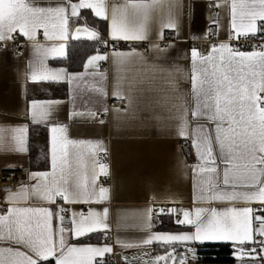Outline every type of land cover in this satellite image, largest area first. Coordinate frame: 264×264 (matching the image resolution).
I'll list each match as a JSON object with an SVG mask.
<instances>
[{"label":"snow or ice","instance_id":"6c2138e0","mask_svg":"<svg viewBox=\"0 0 264 264\" xmlns=\"http://www.w3.org/2000/svg\"><path fill=\"white\" fill-rule=\"evenodd\" d=\"M0 5H7L0 7V46L14 42L17 34L28 42L26 83L38 87L66 84L74 101L85 89L108 98V74L101 64L111 61L117 73L113 99H127L131 106V95L122 91L120 73L133 59L145 60L135 47L118 51L113 44L110 54H101L97 49L87 57L81 72L50 66L49 61L66 58L69 39L80 40L83 36L107 47L100 32L81 17V10L110 21L113 42L135 45L149 41L152 25L157 22L159 39L165 38V30L179 34L178 19L172 12L177 6L171 2L165 5L163 0H124L122 4L106 0H0ZM164 7L168 9L167 17L158 18L157 11ZM209 7L229 11L227 40L212 44L207 52L196 47L189 50L190 69L184 82L190 89L181 91L179 87L176 74L182 75L180 68L169 71V84L176 93L170 100L177 112L179 138L190 141L199 161L191 172L199 177L194 187L200 198H194L198 205L194 211L181 212L173 207L167 211L162 208L158 214L177 216L176 222L190 231L152 232L154 210L149 208L141 225L146 237L140 244L121 246L163 244L168 247L164 255L155 257V264H188L189 257L196 258L192 244L226 242L236 246L233 255L237 261L264 264V0H209ZM81 20L82 25L72 26ZM221 27L217 14L200 38L218 36ZM241 38L249 42L258 38L262 43L242 50L232 44ZM152 50L168 49L152 44ZM128 88L130 93L133 85L129 83ZM61 104L60 99L53 98L28 102L29 122L46 127L50 133L45 153L50 170H28L18 183V191L10 197L7 194L11 189L3 190L6 197L2 203L7 207L0 211V264H41L50 259L54 264H104L105 256L112 254L110 245L82 247L63 240L65 205L103 204L109 200V189L98 183L100 176L108 175V168L96 159L106 148L98 142L70 139L68 128L55 120ZM72 116L98 118L94 110H74ZM98 122L103 124L104 120ZM28 132V125L0 127V147L14 148V152L5 154H28ZM17 168L23 170V165L9 162L4 166L9 171ZM72 188L81 190L79 198L70 196ZM69 216L70 239L110 230L106 206L100 211L91 207L86 212L73 209ZM77 224H82L78 232ZM178 245L184 246L179 254ZM124 264H130L127 258Z\"/></svg>","mask_w":264,"mask_h":264},{"label":"crops","instance_id":"0c3cea01","mask_svg":"<svg viewBox=\"0 0 264 264\" xmlns=\"http://www.w3.org/2000/svg\"><path fill=\"white\" fill-rule=\"evenodd\" d=\"M106 2L109 4H122L124 0H106ZM169 2L177 6L173 8L172 12L178 19V36L165 30V38L163 40L159 39L160 27L159 22H157L152 25L149 41L135 45L123 41L113 42L110 39V21H105L107 23V37L105 39L107 47L101 54H110L113 44L121 43L130 48H116V50L128 51L135 47L145 57L144 61L133 59L124 66L120 73L123 77L122 91L131 95L132 104L129 106L127 99H125L127 101L126 109H120L119 112L114 110L118 108L110 105L114 100L113 92L115 91L117 76L111 61L101 64L102 71L108 74V81L105 84L108 98L103 99L98 94L85 89L74 101L70 87L66 84H56L64 85L66 88L65 97H59L52 93L53 89L49 84L38 87L26 83L24 74L27 61L30 58V49L24 37L17 34L18 42H15V44L20 50L19 55L9 51V47L13 42L0 46V127L28 125L30 149L26 155H15L5 154L6 152H14L12 146L7 149L0 147V171H5L4 166L9 162H15L17 165L22 164L23 170L26 172L30 169L50 170L45 156L41 158V161L45 162L43 165H36L35 168L32 165L31 152H35L41 147L47 152L50 133L46 127L29 122L28 102L31 99H60L62 104L55 120L68 128L69 138L98 142L106 148V152H101L96 159L108 168V175L100 176L98 183L109 189V200L103 204L90 206L82 204L65 205L63 240L66 244L72 243L82 247L89 245L104 246L103 243L78 242L82 238L102 234L105 239L111 241V250L127 257L130 264L142 263L146 254L164 255L165 248L168 247L163 244L140 247L121 246L122 244H140L146 237L147 233L141 229V225L143 224V214L147 209L152 208L159 212L162 208L165 210L166 208L175 207L182 212L183 210L194 211L195 207L198 206L193 201L194 198H200L199 190L194 187L199 177L194 176L191 169L199 161L195 156L194 149L191 148V145H187L188 141L179 138L177 112L171 107L170 100L176 93L171 90L169 84L172 79L169 76V71L175 72L176 68H180L182 75L180 73L176 74L179 87L181 91L190 89L189 83L184 82L188 79V70L190 69L189 50L196 47L201 52L209 51L212 44L227 40L230 25L229 11L223 8L218 10L209 7V0H163L165 5ZM0 7H7V5H0ZM84 11L91 12L87 9L81 10V15ZM217 14L222 25L219 35L201 39V34H205L206 28L210 26L212 18ZM156 15L158 18H166L168 15L167 7L158 10ZM82 24L77 21L72 26ZM39 38L43 39L42 32L39 34ZM169 38H171L170 41H168ZM77 41L88 40L84 39L83 36L80 40L69 39L66 42V57L68 44ZM170 43L174 44V47H169ZM152 44H158L168 50L166 52L152 50ZM60 60L63 59L49 61L50 66L61 67L53 64V62ZM81 71H83V68ZM129 83L133 85L130 93ZM105 109H107L106 115L104 114ZM74 110H94L97 112L98 118L97 120H91L87 117H73L72 112ZM99 119H103L104 123H99ZM44 132L47 134L46 144L43 143ZM32 146L35 147V151ZM36 161L38 162L39 158ZM17 170L21 171L19 168ZM91 174L92 167L90 164L89 175ZM7 195L10 197L11 193ZM80 195V189H71L70 196L73 199L79 198ZM5 197L6 194L3 196L2 202ZM2 202H0V211L7 207ZM105 206L109 209L107 220L109 231L91 233L79 240L70 239L72 229L69 223L71 219L69 213L73 209L86 212L91 207L100 211ZM253 207L255 208L257 205H253ZM172 216L176 222L177 216ZM76 219H79V214H77ZM152 220L153 227L151 231L155 233L178 234L190 231L189 228L184 226H182L184 229L181 231L158 230L155 227L159 222L153 218ZM81 227L82 224H77L75 230L78 232ZM206 244L230 243H194L190 247L197 248L198 245ZM183 247L176 246L178 254ZM233 247L236 246L233 245ZM245 249H247V246H245ZM107 256L104 258V264H107ZM49 261L54 262L51 259Z\"/></svg>","mask_w":264,"mask_h":264},{"label":"trees","instance_id":"16d2710c","mask_svg":"<svg viewBox=\"0 0 264 264\" xmlns=\"http://www.w3.org/2000/svg\"><path fill=\"white\" fill-rule=\"evenodd\" d=\"M82 18H86L87 25L89 27H95L105 40L107 37V23L105 21H101L95 18L91 12L84 11L81 15ZM83 23V20L78 21ZM117 49L130 48L127 45L117 43L114 44ZM99 50L100 53L105 51V46L98 45L95 42L91 41H77L71 42L68 44L67 57L63 60L53 62L55 65L63 66L67 68L70 72H79L82 70L83 64L86 62L87 57L92 54H95L96 50ZM53 89L54 95L59 97H65L66 88L64 85H50ZM57 89V90H56ZM57 93V94H55ZM43 143L46 144L47 134L44 132ZM34 142V141H33ZM33 144V143H31ZM44 144V146H45ZM35 147L32 146V149ZM44 149L39 148L35 152H31L32 157V165L33 168L35 166L43 165L45 162L41 161L42 156H45ZM39 158L37 162L36 159ZM158 225H156V229L162 231H181L184 229L182 226L178 225L175 222V219L172 215H160L156 219ZM105 237L102 234H95L85 238L80 239L79 243H103ZM198 251L196 254V258L198 261L203 264H237V260L233 255V245L231 244H206V245H198ZM41 264H54L53 261L43 262Z\"/></svg>","mask_w":264,"mask_h":264},{"label":"built area","instance_id":"2783aa9c","mask_svg":"<svg viewBox=\"0 0 264 264\" xmlns=\"http://www.w3.org/2000/svg\"><path fill=\"white\" fill-rule=\"evenodd\" d=\"M170 40L171 38L168 39V41ZM15 42H18L17 36H16L15 41L10 45L9 51L14 53L15 55H19L20 50L17 48V45L15 44ZM260 42L261 41L258 38L253 39L250 42L246 41L245 38H241L240 40L232 41V44L234 46L240 47L242 50H251L252 44L259 45ZM110 105L111 107L124 110L126 109L127 101L125 99L124 100H113ZM187 145L190 146V141L187 142ZM26 173L27 172L25 170L0 171V202H2L3 196L6 194L3 190L8 188V189H11L10 193L16 192L18 190L17 189L18 183L20 182L21 178L25 177ZM5 178H12V179L6 180ZM257 207H259V205H257ZM168 209L169 208H166L165 211H167ZM158 213L159 212L157 210H154L152 218L157 219L159 217ZM103 244L111 245V241L109 239H105ZM107 264H124V257L120 253L112 251L111 256L109 255L107 256ZM188 264H203V263L198 261L197 258H195V259L190 260Z\"/></svg>","mask_w":264,"mask_h":264},{"label":"rangeland","instance_id":"374dc122","mask_svg":"<svg viewBox=\"0 0 264 264\" xmlns=\"http://www.w3.org/2000/svg\"><path fill=\"white\" fill-rule=\"evenodd\" d=\"M247 250V249H245ZM192 251L195 252V254H197V251H198V248H192ZM159 255H162V254H157L156 256H153V253H151V255L149 254H146L144 255V261L140 264H155V257L159 256ZM264 255V254H262ZM124 258H127V257H124ZM235 258V257H234ZM193 258L189 257L188 259V263L190 260H192ZM161 264H163V262H161ZM237 264H247V262H240V261H237Z\"/></svg>","mask_w":264,"mask_h":264}]
</instances>
